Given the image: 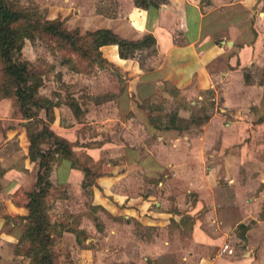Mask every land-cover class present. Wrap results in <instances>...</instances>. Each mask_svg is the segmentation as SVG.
Here are the masks:
<instances>
[{"label":"crops","instance_id":"crops-1","mask_svg":"<svg viewBox=\"0 0 264 264\" xmlns=\"http://www.w3.org/2000/svg\"><path fill=\"white\" fill-rule=\"evenodd\" d=\"M39 1L45 19L58 18L79 34L107 28L126 40L147 34L153 39L124 57L116 44L98 47L100 57L111 54L124 62L128 75L115 97L119 137L109 124L101 126L103 136L78 132L84 123L73 118L49 124L71 143L74 157L89 159L72 164L54 153L42 180L57 192L58 203L65 201L60 205H69L68 213L82 218L90 205L111 212L113 201L124 198L123 209L133 212L130 201L156 178L165 184L163 190L145 192L135 208L145 211L152 203L162 212L152 219L158 225L140 220L145 234L129 231L124 240L155 246L156 253L164 246L173 249V241L184 244L175 256L186 264H264V0ZM141 51L145 55L137 60L134 55ZM246 67L252 70L244 75ZM256 68L263 69L260 81ZM160 86L180 89L188 102L211 90L215 103L220 101L218 110L198 126L156 127L138 102ZM178 107L176 115L186 117L189 106ZM33 121L14 110L8 97H0V253L14 252L25 228L26 202L38 168L28 156L26 125ZM166 214L172 233L162 239ZM84 218L78 228L92 234L93 225ZM157 227V233L144 230ZM72 228L62 230L61 238L68 234L75 244L80 230ZM223 243L232 253L217 251ZM7 256L1 254L0 264H6Z\"/></svg>","mask_w":264,"mask_h":264},{"label":"rangeland","instance_id":"rangeland-1","mask_svg":"<svg viewBox=\"0 0 264 264\" xmlns=\"http://www.w3.org/2000/svg\"><path fill=\"white\" fill-rule=\"evenodd\" d=\"M5 1L12 8L24 9L28 13L36 12L34 14H38L37 18L43 17L39 0ZM31 18H35V16ZM86 31L80 32V34L85 35ZM31 33H33L31 38H22L19 49L12 51L13 60L27 61V67L30 71L28 77L31 82L40 83L36 88V94L42 99L41 103L47 107V113L42 108L32 109L33 116L38 117V114H41L44 118L41 119V122L38 118H34L33 123L28 125V131L41 128L42 124L51 131L49 124L56 123L59 117H64L65 120L73 118L76 121H82L84 124L78 129V132L83 134L93 132L95 135L103 136L104 132L101 126L109 124L113 130L112 135L119 137L121 134L118 117L120 112L115 108V97L124 88V82L128 79V75L124 71V62L115 59L111 54L109 56L104 52V49L103 53H105L106 59L100 57V50L98 53L96 52L98 49L95 48V41L92 42L93 37L91 39V35H85L77 41L78 43L76 42L78 45L72 47L66 44L63 39L38 29L32 30ZM77 46L81 50H78L79 48L76 51L72 50L76 49ZM107 50L110 52L109 49ZM148 51L149 48L146 52ZM131 52L128 51V54ZM131 55L133 54L131 53ZM144 55L141 51L134 56L137 57V60H140ZM250 70L252 69L246 67L243 74L247 75ZM253 71L255 80L260 81L263 76V69L256 68ZM12 89L8 76L3 72V60L0 57V97H8L13 109L21 111L18 109L15 97L11 94ZM7 92L10 93L7 94ZM179 92L180 89L178 88L160 86L145 98L151 102L149 109H152V112H150L156 116V119L159 117L160 122L167 123L169 116L172 115L178 129H183L188 123L192 126H198L200 122L206 119L207 115L218 110L217 106H219L220 101H218V105L215 103L214 97L211 96V90L200 93L202 99L192 95L191 102H188L184 95H179ZM131 96H134V94L131 93ZM68 103L77 104V112L73 113ZM146 104L143 103L147 106ZM178 106L182 109L189 106L186 117L180 113L181 115H177L179 118H176L175 113L177 114ZM21 112L26 116L28 115L26 111ZM108 117H111V119H108ZM90 120L92 122H89ZM139 132L142 133L140 129ZM46 140V138L40 140L41 146L50 150L51 147H49ZM50 155L49 153L48 159L52 163L55 155L53 154L51 157ZM75 158L82 164L88 163L89 160L84 154ZM87 179L88 176L85 180H82V187H84ZM147 181L146 187L138 192L140 197L145 192L152 193L155 187H160L159 189L162 190L165 187V184L160 185L159 182H156V178ZM49 189H47L43 198V207L46 213L45 224L49 236L47 244L50 245L49 247L53 251L54 264H186L187 261L185 262L182 256H175V254H179L178 248L183 249L184 244L177 245L173 241L176 247L172 245L173 249H170L171 245L164 246L162 253H156L154 251H157L158 248H155V246H143L141 242H137L135 239H133V242L124 240V234L129 231L134 234H145L140 220L146 219L151 223L149 224L150 227L158 225L159 222L153 220L159 218L156 217V214L159 215L162 212H159L152 203L151 207L145 211H139L135 208V205L140 197L136 196L137 198L131 200L130 207H128V209L135 210L131 212L132 210L123 209V206H125L124 198H119L113 201L115 206H110L114 211H100V209L97 210L95 206L90 205L81 218L80 213H68L69 205L62 207L63 204H60L65 203V201L60 200L61 203H58V200L55 199L58 197V195L56 196L57 192H50ZM83 191L85 192V189ZM153 199L155 198L153 197ZM58 207L62 209H58ZM83 218L87 226L93 225L95 231L92 230V234H86L78 228ZM170 220L171 216L169 214H166L164 220H162L164 222L161 224H166L164 229L160 230L163 234L161 235L162 239H168V235L172 233L167 229L170 228ZM126 223H129V225H126ZM23 224L26 228V221ZM68 227H76L77 230H80L79 233L74 230L75 244L70 243L68 238L71 236L68 234L64 235L63 239L61 238V231L69 229ZM25 228L23 231H25ZM144 230L149 232L148 234L150 232L157 233L158 227L155 229L145 228ZM221 245L218 246V252ZM38 246H40L38 243H29L28 236L22 232L21 240L18 241L14 252L10 253L7 250L8 252H1L0 256L1 254L8 255L6 264H34L31 256L34 255L33 253H38ZM10 254L16 256H10ZM189 264L192 263L189 262Z\"/></svg>","mask_w":264,"mask_h":264},{"label":"trees","instance_id":"trees-1","mask_svg":"<svg viewBox=\"0 0 264 264\" xmlns=\"http://www.w3.org/2000/svg\"><path fill=\"white\" fill-rule=\"evenodd\" d=\"M141 3L145 4V0H141ZM36 12L28 13L24 9L12 8L5 0H0V57L3 60V72L8 76L10 83L12 84L11 94L15 97L18 109L28 112L27 116H33L31 113L34 108H42L47 113V107L41 103L42 99L37 96L36 88L40 83H33L29 79L30 71L27 67V61L13 60L12 51L19 49L20 41L22 38H31L32 30H40L48 33L57 38L63 39L66 44L70 46H76V42L85 35H91L92 42L95 44V48L102 44L113 43L117 46L118 55L124 57L131 52L134 48L143 44H148L153 41L150 35H144L140 40H126L117 36L107 28H100L93 31H86L85 35H81L75 29H66L62 21L58 18L45 19L44 17L37 18ZM35 16V18H31ZM78 43V42H77ZM79 46L76 47L77 50ZM78 50H81L79 48ZM84 50V48H83ZM82 50V51H83ZM99 50H96L98 53ZM40 82V81H39ZM10 92H7V94ZM147 103L143 105V103ZM69 107L73 110V113L77 112V104L68 103ZM138 105L146 109L149 121H151L156 127H168L175 126L174 116L170 115L167 123L160 122V118L156 119L149 109L151 102L148 99H142L138 102ZM151 111V112H150ZM176 118L179 117L176 115ZM37 118V116H33ZM40 122L42 121L38 118ZM159 120V121H158ZM29 125V124H28ZM26 125L28 135V156L31 160L37 161L36 179L34 182V188L28 193V201L26 202L27 214L24 216L26 219L25 233L29 238V243H38V253L31 256L34 264H54L53 251L48 246L47 240L48 233L46 230V213L43 207V198L49 188V182L42 180V173L47 171L50 165V157L56 152L57 155L64 156L71 160L74 164L77 158L74 157L73 152L70 149V142L66 139L51 132L44 124L41 128L34 131H28L29 127ZM46 138V142L49 144V148H43L40 140ZM48 150V151H47ZM46 230V232H45ZM22 237V236H21ZM21 240V238H20Z\"/></svg>","mask_w":264,"mask_h":264},{"label":"built area","instance_id":"built-area-1","mask_svg":"<svg viewBox=\"0 0 264 264\" xmlns=\"http://www.w3.org/2000/svg\"><path fill=\"white\" fill-rule=\"evenodd\" d=\"M219 252H232V249L226 244V243H223L220 248H219Z\"/></svg>","mask_w":264,"mask_h":264}]
</instances>
